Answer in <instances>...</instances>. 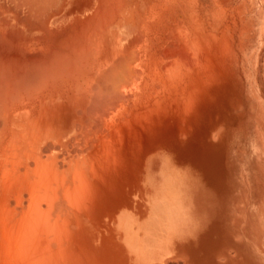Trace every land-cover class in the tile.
<instances>
[{
  "label": "bare ground",
  "instance_id": "obj_1",
  "mask_svg": "<svg viewBox=\"0 0 264 264\" xmlns=\"http://www.w3.org/2000/svg\"><path fill=\"white\" fill-rule=\"evenodd\" d=\"M225 12L236 8L0 0V264H90L101 238L90 215L135 137L173 117L185 124L217 82Z\"/></svg>",
  "mask_w": 264,
  "mask_h": 264
},
{
  "label": "rangeland",
  "instance_id": "obj_2",
  "mask_svg": "<svg viewBox=\"0 0 264 264\" xmlns=\"http://www.w3.org/2000/svg\"><path fill=\"white\" fill-rule=\"evenodd\" d=\"M218 4L236 8L222 20L228 36L218 80L185 124L173 117L139 129L138 148L129 140L137 155L129 150L134 155L125 158L126 150L120 168H127L113 172L90 215L101 231L90 264H141L142 257L147 264H264V0Z\"/></svg>",
  "mask_w": 264,
  "mask_h": 264
}]
</instances>
